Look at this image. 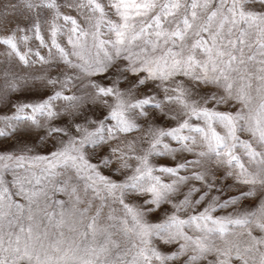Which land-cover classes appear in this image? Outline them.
I'll return each mask as SVG.
<instances>
[{
    "label": "snow or ice",
    "instance_id": "6c2138e0",
    "mask_svg": "<svg viewBox=\"0 0 264 264\" xmlns=\"http://www.w3.org/2000/svg\"><path fill=\"white\" fill-rule=\"evenodd\" d=\"M0 48L55 67L3 71L0 264H264V0H0Z\"/></svg>",
    "mask_w": 264,
    "mask_h": 264
},
{
    "label": "rangeland",
    "instance_id": "374dc122",
    "mask_svg": "<svg viewBox=\"0 0 264 264\" xmlns=\"http://www.w3.org/2000/svg\"><path fill=\"white\" fill-rule=\"evenodd\" d=\"M73 15H75V13H73ZM29 35L31 36V33H29ZM45 38L47 39V32L46 31H45ZM60 42L62 44L65 43L63 38H61ZM28 48H31L33 50V52L38 50L41 53V55H44L45 57L48 56V50L45 48L39 47L38 41H36L35 39H32L29 42V44H27V45L21 44L22 51L26 52ZM2 52H3V49L0 48V53H2ZM29 58L31 60L38 59L37 57L33 56L31 53L29 54ZM56 59H57V57L55 55V49H53V60H56ZM60 67L64 68L65 66L63 64H61ZM5 69H10L12 73L17 74L18 76H24V77H30V78L31 77H38L40 75H45L48 72H54L55 71L54 66L50 67L49 65H45V64H41V63H35V64L30 65V66H25V65L21 64L18 60H15V59L7 60L2 54H0V94L7 95L8 97H10L13 100V102H35L36 100L39 99V97L33 92H28L23 87L20 89V91H16V92L7 91L6 87H5V78L3 76V71ZM68 71H69V73H71L70 69ZM31 83H33V80L29 79V84H31ZM66 94H71V93H66ZM62 104H63L62 101L57 102V108H60ZM14 111H15L14 108H10L5 103H0V127L3 126L2 118L12 116ZM106 112H107L106 108H100L96 111L95 115L100 116L101 113H106ZM93 118H95V117H93ZM61 119H67V117H62ZM57 122H60V121H57ZM139 123H141L142 126L146 127V125H143L142 121H139ZM159 123L163 125V124H165V121H163V119H161V121H159ZM167 124L170 126H175L174 121H169V122H167ZM141 135H142L141 132H135L134 131L132 133L127 134V138H128V140H132L134 138L138 139ZM172 146L176 147L177 145H175V142H172ZM138 147L147 148L148 145H147V143H142V144H138ZM39 150L41 152H43L45 150L44 146L41 145ZM183 155L184 154H181V153L177 154L178 158H180ZM133 163H135V162L133 161ZM153 163H156L158 165L172 164V163H174V161H172L171 158H169V157H154ZM104 174L105 175H111V173L108 170H104ZM165 179L167 180L169 178L165 177ZM229 183H231V181H229ZM215 214L222 215L223 213L218 212ZM181 215L183 216L184 214L181 213ZM148 219H149V222H151V223H159L163 219V217L157 213H154V214L150 215L148 217ZM159 246L161 247V250L168 252V253L175 250L174 245H159Z\"/></svg>",
    "mask_w": 264,
    "mask_h": 264
}]
</instances>
